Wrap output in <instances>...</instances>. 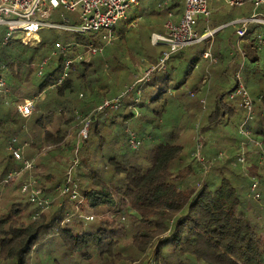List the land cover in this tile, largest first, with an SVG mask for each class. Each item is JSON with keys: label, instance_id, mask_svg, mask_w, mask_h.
I'll return each mask as SVG.
<instances>
[{"label": "trees", "instance_id": "obj_1", "mask_svg": "<svg viewBox=\"0 0 264 264\" xmlns=\"http://www.w3.org/2000/svg\"><path fill=\"white\" fill-rule=\"evenodd\" d=\"M147 1L151 14L167 16L184 4ZM130 17L121 30L112 29L107 45L102 32L42 29L34 46L0 37L10 89L0 95V180L22 172L0 190V264H264V162L260 148L239 134L246 115L240 99L230 98L239 72L254 106L247 128L264 148V45L257 43L264 30L258 24L239 37L236 28V42L210 49L215 61L203 57L210 47L203 39L136 83L134 65L150 68L166 46L152 49L158 46L150 42L152 31L146 40L127 37L137 19ZM57 43L65 56L52 55ZM90 44L104 47L89 61L73 62L55 85L65 59ZM34 97L32 114L22 117L17 105ZM116 98V107L103 105ZM172 106L178 113L159 127ZM228 124L236 138L222 132ZM157 127L160 141L144 145L143 136L153 139ZM130 132L141 141L137 148L128 142ZM12 138L19 142L14 146L27 144L24 157H35L32 175L49 200L46 209L21 191L28 174L8 148Z\"/></svg>", "mask_w": 264, "mask_h": 264}, {"label": "built area", "instance_id": "obj_2", "mask_svg": "<svg viewBox=\"0 0 264 264\" xmlns=\"http://www.w3.org/2000/svg\"><path fill=\"white\" fill-rule=\"evenodd\" d=\"M223 1L231 7L241 6L244 0H219ZM255 7L259 8L264 5V0H253ZM139 3V0H0V29L3 26L5 28V34L3 36V43H6L11 37H16L23 45H33L39 41V31L42 29H59L66 32H72L79 35L94 34L97 32L104 33L102 39L104 45H107L113 39L112 29L120 22L128 19L130 10L134 9ZM65 10L68 12L78 13V22H74L71 18H63L62 22L52 21L57 10ZM210 15L207 0H184V11L182 16L175 22L168 20L164 23L162 32H153L150 36V42L152 45H164L166 50L159 58L158 63L152 65L144 72V77L138 78L136 83L143 82L148 79L149 75L155 69H161L166 67V63L170 56L179 52L184 47L200 42L203 39H213L216 30L206 29L204 33L200 34L196 31L195 26L200 17L208 18ZM239 27L236 30V34L239 37L244 36L251 23L264 25V14L260 12H254L247 18L239 20ZM257 43L261 46L264 45V34L260 33L257 36ZM57 50L52 52L55 55L57 52L62 55H66L65 46L57 43ZM102 46H94L90 44L86 48L78 52L74 58H67L64 61V67L61 75L59 76L55 85L61 84L68 76V70L70 65L75 61L85 60L89 61L90 58L97 52H101ZM205 58H209L212 61L210 47L203 53ZM47 63V59L43 60L40 64H37L39 69L37 75L40 76V70ZM4 65L0 66V95L7 96L10 93V89L7 87V80L4 74ZM234 89L230 94V98L238 97L240 99L241 106L245 111V118L238 125V132L241 136L250 143L260 148L259 163L264 162V148L258 140H254L250 131L247 128V123L253 119V101L242 81L241 74L237 72L233 78ZM54 86V85H53ZM52 86V87H53ZM36 97L28 98L24 102L17 105V110L22 117H29L34 110V102ZM109 103L118 104V99L111 101H105L104 106ZM101 108V107H100ZM80 134L83 137L87 136V124L80 130ZM128 142L132 148H137L141 141L137 136L130 132ZM19 143L16 138L11 139V145L8 147L12 150L13 157L21 161L23 169L26 170L28 178L21 185V191L28 195V199L36 207L46 209L49 200L42 197V190L36 185V181L33 178L32 170L35 164V157L27 159L23 156V149L26 147V143L14 146ZM244 144V143H243ZM200 148V146H199ZM200 158V157H199ZM201 160V158H200ZM239 164L245 169L246 160L243 155L239 158ZM246 171V169H245ZM72 168L67 171L68 182L72 183L71 199L76 200L80 197L77 191V185L71 180ZM22 172L10 173L5 179L0 180V190H3L4 184L11 179L15 180V177L19 176ZM251 184V190L254 192L257 186V179H253ZM68 189L62 190L63 193L68 192ZM254 197H258V193L254 194ZM82 201L79 200V203ZM92 219L93 216H89ZM149 264H154L150 260Z\"/></svg>", "mask_w": 264, "mask_h": 264}, {"label": "rangeland", "instance_id": "obj_3", "mask_svg": "<svg viewBox=\"0 0 264 264\" xmlns=\"http://www.w3.org/2000/svg\"><path fill=\"white\" fill-rule=\"evenodd\" d=\"M158 2V1H157ZM149 4V1L147 0H141L140 5L138 7H135L134 9L130 10V18L134 19L132 20V23L130 24L131 29L126 32L127 37L129 38H141L142 40H146L148 33L152 32H160L163 30L164 23L168 20H178L184 11V4L183 6L180 5L176 8H174L172 15H157V14H151L150 9L147 8V5ZM151 5H155V3H152ZM207 6L210 12V15L208 18L206 17H200L197 21V24L195 26L196 31H198L200 34L204 33L206 29H211V30H217V34L214 35L213 39L209 42L210 44V49H226L229 45L230 39L233 42H236V35H235V29L239 27V20L243 18L249 17L251 14L254 12H260L264 14V5H261L259 8L255 7L254 1L253 0H244V3L241 6H234L231 7L228 4H226L223 1L219 0H207ZM63 18H71L73 19L74 22H78V13L76 12H68L65 10H57L52 17V21L59 22L61 23ZM126 21H120L116 26V30H121L123 25L125 24ZM220 25L214 29H212L214 26ZM258 24L256 23H251L249 25V29L253 28ZM261 25V24H259ZM261 30H264V25H261ZM5 34V28L2 26L0 29V37L4 36ZM40 37V36H39ZM30 45V46H34ZM153 50L156 51H161L162 49H165L163 45H158V46H153ZM176 60V59H175ZM248 61H246L247 63ZM157 64V63H155ZM134 69V76H137L138 78L144 77V72L147 69L144 65H139L136 66ZM159 79V78H158ZM232 81V80H231ZM158 85L157 82L154 83V85ZM232 84V82H231ZM230 84V85H231ZM160 85V84H159ZM161 86V85H160ZM160 86H158L156 89H158ZM161 89L166 88V84L162 85L160 87ZM32 92V91H29ZM156 92V91H155ZM153 92L152 94H154ZM178 113L177 107H169L167 110V114L162 117V120L159 119L156 123H158L159 127H163L171 122V120L175 117L174 112ZM134 125V124H133ZM132 125V126H133ZM157 125V126H158ZM155 132L154 138L150 139L147 137V135L143 136L144 140V145H151L152 143H157L160 141V135H161V130L160 128H154L153 130ZM222 132L228 137V138H236L237 134L234 133V130L231 126V124L225 125L222 127ZM25 152L27 154V151L25 150L23 155H25ZM4 156L5 153L3 151L1 152L0 150V157ZM35 205V204H34ZM36 206V205H35ZM151 250H148L146 253L147 256H151L152 253Z\"/></svg>", "mask_w": 264, "mask_h": 264}, {"label": "crops", "instance_id": "obj_4", "mask_svg": "<svg viewBox=\"0 0 264 264\" xmlns=\"http://www.w3.org/2000/svg\"><path fill=\"white\" fill-rule=\"evenodd\" d=\"M207 51V50H206ZM204 57V56H203ZM26 158V157H25ZM30 158H34L33 156L32 157H30ZM30 158H27V159H30Z\"/></svg>", "mask_w": 264, "mask_h": 264}, {"label": "water", "instance_id": "obj_5", "mask_svg": "<svg viewBox=\"0 0 264 264\" xmlns=\"http://www.w3.org/2000/svg\"><path fill=\"white\" fill-rule=\"evenodd\" d=\"M217 30H218V29H217ZM217 30H216V31H217Z\"/></svg>", "mask_w": 264, "mask_h": 264}]
</instances>
